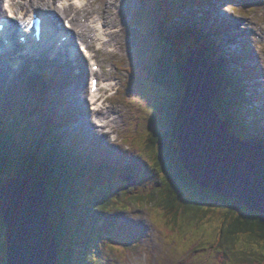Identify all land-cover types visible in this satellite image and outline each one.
<instances>
[{
	"label": "rangeland",
	"instance_id": "1",
	"mask_svg": "<svg viewBox=\"0 0 264 264\" xmlns=\"http://www.w3.org/2000/svg\"><path fill=\"white\" fill-rule=\"evenodd\" d=\"M144 1L148 2L149 0ZM144 1L142 4H144ZM185 1L192 2L196 0ZM127 3H130V5ZM133 3H135V0L124 1L122 8L124 9L123 13L126 15V18L122 24L121 22H115L118 28L123 29L114 37L118 39V42L127 46L128 42H131V54L127 55L124 48L120 53L109 54L106 47L104 52H97L98 57H96L102 67L100 75L106 79H117L120 85H122L114 94H112L113 91L103 90L102 94L110 96V103H107L105 107L111 108L114 111H120L123 113V116L118 118L116 132L109 134L110 136L107 135L109 140L103 139L101 134L98 133V129L93 131L94 137V135H91L90 130L87 131L84 128L87 131L86 135L82 137V142L78 141L81 150L83 149L84 151H88V146L93 147V145L96 146L98 144V148L109 151L114 157H122L120 154L124 151L133 155V160L127 157L124 158L125 161L123 162H114L112 167L106 162L107 158H103L105 157L103 155L104 150H100L97 153L87 152L86 154L88 159L93 158V161H87L86 169L89 174L84 178L85 184L80 183L85 187H81L80 191L82 188L86 191L89 189V186L93 188L86 195L84 203L87 207H91L94 201L97 202L98 207L95 206L101 211L99 212L101 220L98 227L104 232L105 239L109 237L107 240H102V233H97L96 237L97 239L100 238L99 241L102 243H99L97 250L95 247L96 252L92 249L89 251L93 252V255L96 257L99 255L100 258H96V261L91 260V263L88 264H216L217 251L209 247L218 248L220 246L216 232L219 234L221 227L226 225L225 221L234 219L237 214H235V217H229L228 210L219 209L218 211L219 204H217V207L211 208L210 214L202 219L200 225H196L193 222L183 223L179 221L178 226H175L165 220L163 203L168 196L167 193L163 192V185L165 184L164 173L159 172L158 167L154 166L155 156L158 153V145L150 143V138L159 132L162 133L164 129L159 111L161 109L160 103H163L165 94L158 84H141L136 94L137 82L134 80V76H137H133L129 71L134 66L141 68L144 64L151 61L149 59L152 58L153 60L161 52L159 50V43L154 39V33L149 32L152 23H148L147 18L150 17V14L145 12V9L137 11L134 9ZM115 5L117 6L118 4L115 3ZM212 5L217 14L222 18H227L231 25L232 36L228 40L227 49L233 51H241L242 49L249 51L252 56L250 65L255 70L252 76L258 78L256 85L261 88L262 94V100L257 104L262 106L264 110V33L253 36L255 27L257 25H264V0H213ZM178 6L175 10L160 9L155 10V13L157 15L166 14V12L168 15L170 13L172 18L170 25L177 27L178 25L182 26L185 21H188L186 18L189 17L190 11H194L197 16H201L202 14L199 15V12L202 13L205 10H210V7L184 9L180 7V3ZM139 7L138 5L135 8ZM115 10V8L106 6L105 4L96 5L94 8L98 16H102L105 12L112 15ZM179 16H183V18H178ZM192 18L193 16L190 17V19ZM62 21L60 25L65 29L63 25L66 24V20L62 19ZM125 24H128L126 37L125 28L122 26ZM165 28L169 29L170 26L165 25ZM93 45L94 43L91 44L92 48ZM185 51L190 50L185 48ZM254 58H257L256 62ZM255 64L259 68L255 67ZM37 68H40L39 63L36 66L28 68L31 72L34 70L29 77L26 74L14 71L16 78L12 79V76L9 75L10 85L0 81V103L11 100L15 105L17 103H23V106L29 105L30 111L27 117L30 116L35 122L39 117L37 116L38 110L37 108L33 109L32 107L34 106L32 105L37 103V99L44 100L50 98L59 103L61 111H65L57 119L59 122L64 121L62 116L67 112L66 117H72L69 114L70 112L73 113V110L70 108L72 107V99L69 94L72 86L67 88V84L76 81V85L78 86L80 79L72 80V78H69V80L65 81L64 78L68 75V71L63 68L60 74H55L56 71L48 64L46 70L49 74H46L49 76H46L47 78L44 81ZM82 76H84V86L88 89V76ZM239 76L243 77L244 74L239 73ZM22 79L28 80L29 87L26 88L27 83L23 86ZM59 80L62 81L61 87L58 90H54L55 92H48L49 85H53V82ZM30 81H34V84L30 85ZM252 106H255V104ZM82 111H85L84 106L82 107ZM77 112L79 113V111ZM247 113L249 114L250 112ZM83 119L79 118L74 124L65 126L66 132L72 128L73 131L78 133V122L81 125L80 123ZM8 125V131L9 133L11 132L10 134L13 138L19 137V133L15 131L16 126L13 128L10 124ZM100 129L109 132L108 129ZM186 133L188 139H194L195 133L191 129H188ZM237 135L241 134L237 133ZM110 146L111 148H109ZM28 148L32 149L33 145L30 144ZM91 154L94 155L92 156ZM136 158L138 159L137 165ZM92 174H95V176H92ZM125 177L136 178L134 179V186L127 187L129 180ZM161 189L162 191H160ZM180 193H185L184 188L179 189ZM142 196L146 197V199L139 200ZM151 196L154 198H151ZM173 196L178 199L177 191L173 193ZM100 197L101 199L97 201L96 199ZM177 206L181 209L184 203L178 202ZM218 221L220 223L217 228L211 229L212 225H217ZM163 225H166L167 228L163 230L164 232L171 231L170 238L164 236L162 231ZM172 232L175 233L172 234ZM244 239L242 238L236 243V246L239 247L238 251L244 252L246 258L252 257L257 259V253L261 252V248L259 246L255 248L253 247L254 243H250V247L245 249L243 246L247 238L244 237ZM206 241L208 243L204 244ZM222 249L225 250L226 257L228 258L227 247L223 246ZM5 251L6 230L2 223L0 225V264H4ZM184 251H186V254L182 253ZM220 251H222L223 256V250Z\"/></svg>",
	"mask_w": 264,
	"mask_h": 264
},
{
	"label": "trees",
	"instance_id": "2",
	"mask_svg": "<svg viewBox=\"0 0 264 264\" xmlns=\"http://www.w3.org/2000/svg\"><path fill=\"white\" fill-rule=\"evenodd\" d=\"M159 1L162 5L168 6L165 0ZM166 7L156 8L167 10ZM149 14L152 19L149 23H152L151 27L154 29L152 34L154 33V39L159 43L161 53L153 60L149 59L151 61L138 68L134 74L138 80L142 79L143 83L158 84L165 94L163 103H160V111V107L158 108L164 129L162 133L159 132L151 137V142L149 141L158 145L154 166L158 167L159 172L164 173L163 192L168 196L163 203L165 220L173 224L182 221L199 225L202 219L210 214L211 208L219 204L218 211L227 209L229 217H235V214L237 216L226 220V225L221 227L217 234L220 246L213 247V250L219 254L216 264H264V214L249 211L240 201L224 199L202 190L190 180L181 164L177 131L184 97L183 70L186 63L185 52H187L185 48L200 50L211 64L218 90L215 109L234 135L240 139L245 137L257 142L261 139V142H264V129L256 119L259 117L256 116L255 111L250 112L247 109L251 104L241 87L243 84L233 77L225 61L223 56L225 51L220 47L222 41L219 37L216 38L214 33L205 32L209 26V22H206L208 20L201 22L193 18L176 27L170 25L172 23L170 13ZM165 25H169L170 28H165ZM8 108L7 113L0 115V189L14 176L37 177L45 184L50 198L51 222L59 251L58 264H84V262L88 264L91 260L96 261L100 256H94L89 250L96 252L101 243L100 238L96 237L98 232L102 233L101 239L106 240L104 232L97 228L101 220L99 215L101 211L96 208L98 207L96 201L91 207H87L84 203L86 195L93 190L91 186L86 191L83 188L80 191L85 184L84 178L89 174L86 169L87 161L91 162L93 158L88 159L82 154L78 143L64 142L60 139L56 130L58 123L52 118L46 123L35 126L30 119L17 117L16 110L11 105ZM8 124L13 128L16 126L15 131L19 133V137L13 138L8 131ZM30 144L33 145L32 149L28 148ZM91 150L97 153L95 148ZM106 154L108 155V152ZM103 158H107L106 162L112 167L114 162L125 160L124 157L118 158L112 154ZM81 182L83 185L80 184ZM180 188H184L185 193L179 194ZM176 191L178 199L173 196ZM100 199L101 197L96 200ZM143 199L146 197L139 198V200ZM177 200L184 203L181 209L177 206ZM0 225H2L1 215ZM244 237L247 238L243 246L245 249L250 247V243H254L255 248L258 246L261 248V252L257 253V259L246 258L244 252L238 251L239 247L236 243ZM207 243L208 241L204 244ZM223 246L227 247L228 258L225 250L222 249ZM220 250H223V256Z\"/></svg>",
	"mask_w": 264,
	"mask_h": 264
},
{
	"label": "water",
	"instance_id": "3",
	"mask_svg": "<svg viewBox=\"0 0 264 264\" xmlns=\"http://www.w3.org/2000/svg\"><path fill=\"white\" fill-rule=\"evenodd\" d=\"M183 75L177 139L187 176L202 190L264 214V143L241 141L222 121L215 109V73L200 50L186 52ZM188 129L195 133L192 140ZM0 215L6 230L5 264H58L44 183L31 175L8 179L0 189Z\"/></svg>",
	"mask_w": 264,
	"mask_h": 264
},
{
	"label": "bare ground",
	"instance_id": "4",
	"mask_svg": "<svg viewBox=\"0 0 264 264\" xmlns=\"http://www.w3.org/2000/svg\"><path fill=\"white\" fill-rule=\"evenodd\" d=\"M16 1L19 4L21 0H16ZM69 1L70 0H24L23 4L20 3V5L23 8L22 11L26 12V17H28V19L31 18L32 12H39V13L44 12L47 17H51L52 21H49V27L53 28L54 30H56V28L57 30H59V25L62 19L66 20V23L69 26H71V31L67 32L66 34L67 39L65 41L61 40V44L63 45V48L65 49L66 47L72 48V46H74L73 45L74 43L75 44L80 43L81 53H77L75 56V64L77 66H78L79 57L82 55V52L86 50L87 48H91V44L93 43L101 47L100 52H102L106 47L110 50L109 51L110 54H114L115 52L120 53L123 48L125 49L126 52L128 53L131 52L130 51L131 42H128V46H127L125 44H121L120 42H118L117 38H114L115 36L118 35V33H116V30L118 29V27L115 25V22L123 21V14H122V10L120 9V7L123 6L124 0H84V1L75 0L73 3L67 6V3H69ZM115 3H117L118 5L116 6ZM13 4H15V2H13ZM101 4H105L106 6L115 8L116 10L113 11L112 15H110L108 12H105L103 13L102 16H98L95 13L94 8L96 5L100 6ZM183 7H186V6L183 5ZM29 8H31L32 11L30 12L29 15H27L29 12ZM7 11L11 12L12 14L14 13L13 10L10 8V5ZM4 13H5V9H3L2 5H0V18L4 17ZM198 14L200 15V12ZM202 15L205 17L206 14L202 13ZM197 19H199V21L201 22H204L198 17ZM204 19L210 21L209 16H207V18H204ZM9 23L11 22L9 21ZM259 33L260 34L264 33V25H257L253 31V36ZM114 46H115V51H113V49H110L112 47L114 48ZM18 48L19 47H15L14 50L18 51ZM74 48H77V47H74ZM68 52L69 51L66 50V53ZM93 52L96 53V55L94 57L92 56L90 57L92 59H95L96 57H98V53L95 50ZM201 54L203 55L202 52ZM35 55L36 54L33 53L31 57L33 60L40 58V56H35ZM4 62L5 60L3 59V61L0 63V79L1 80H3L4 78H7L9 73L13 74L12 72L14 71L12 67L10 66L9 62L5 64ZM94 64L97 65L96 61ZM2 65H4L3 68L1 67ZM114 66H115V63H114ZM84 73L88 75L85 67H84ZM81 79L84 80V78H81ZM58 83L59 81H55L53 84V87L58 88L56 87L58 86ZM86 90L87 89L84 86V82L83 83L78 82L77 95H76L75 90L69 92L72 98V106L77 107L83 116L84 115L93 116L95 119H98L100 122L101 120H103L104 121L103 128L109 129V132L115 133L118 118H121L123 116V113L120 111H114L111 108H104V106L100 108V110L97 113L91 112L89 109L86 108V105H85L86 102L83 101L84 100L83 96L85 95ZM253 97L255 98L256 95H253ZM108 100L109 98H106V102ZM253 103H258V102H253ZM83 106H84L85 111H82ZM2 113L4 114L3 110H1V114ZM81 121H82L80 123L81 125H79V122H78V129L85 128L86 130H92L94 128L99 127V126L96 127L95 125H93L95 121L93 122V121H90L89 119L87 120L83 119ZM223 122L226 124L224 120ZM259 142L262 143L261 139ZM118 158H120V156ZM219 223L220 222L218 221L217 225H212L211 229L217 228ZM174 225L178 226V224H174ZM163 227L166 228V225H163ZM169 233H171V231H169ZM173 233L175 232H172V234ZM216 234L218 233L216 232ZM209 248H212L213 250V247H209ZM182 253L186 254V251ZM28 261L32 262V259L28 257ZM145 264H148V263H145Z\"/></svg>",
	"mask_w": 264,
	"mask_h": 264
},
{
	"label": "snow or ice",
	"instance_id": "5",
	"mask_svg": "<svg viewBox=\"0 0 264 264\" xmlns=\"http://www.w3.org/2000/svg\"><path fill=\"white\" fill-rule=\"evenodd\" d=\"M10 0H0V5H2L3 9L7 10L9 8ZM9 16L12 15L11 12L8 13Z\"/></svg>",
	"mask_w": 264,
	"mask_h": 264
},
{
	"label": "clouds",
	"instance_id": "6",
	"mask_svg": "<svg viewBox=\"0 0 264 264\" xmlns=\"http://www.w3.org/2000/svg\"><path fill=\"white\" fill-rule=\"evenodd\" d=\"M56 236V235H55ZM57 240V239H56ZM58 247V246H57Z\"/></svg>",
	"mask_w": 264,
	"mask_h": 264
}]
</instances>
